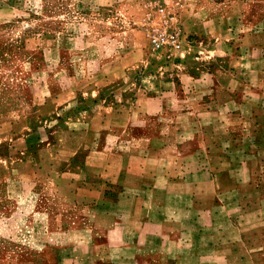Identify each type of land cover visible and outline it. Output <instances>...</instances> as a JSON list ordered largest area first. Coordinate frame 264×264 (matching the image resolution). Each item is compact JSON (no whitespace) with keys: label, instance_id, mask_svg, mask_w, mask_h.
I'll list each match as a JSON object with an SVG mask.
<instances>
[{"label":"crops","instance_id":"obj_1","mask_svg":"<svg viewBox=\"0 0 264 264\" xmlns=\"http://www.w3.org/2000/svg\"><path fill=\"white\" fill-rule=\"evenodd\" d=\"M38 1L0 0V264H264V0H139L175 6L158 60L95 30L6 44Z\"/></svg>","mask_w":264,"mask_h":264},{"label":"rangeland","instance_id":"obj_2","mask_svg":"<svg viewBox=\"0 0 264 264\" xmlns=\"http://www.w3.org/2000/svg\"><path fill=\"white\" fill-rule=\"evenodd\" d=\"M74 2V0H43L41 3L38 1L23 6L21 16L14 22L1 25L2 29L7 31L4 37L6 44H13V41L18 38L15 35L18 34L26 38L28 34L48 33L54 35L61 43L62 39L69 34L78 35L80 32L95 30L103 34L100 41L103 47L129 45L144 50L151 60L170 58L177 53L168 50L153 51L151 46L152 38L160 32H182L172 19L175 15L173 13L175 6L169 2L160 4L156 1L146 5L138 0L134 5L127 3L96 5L90 0L91 3L88 4L73 5ZM262 5L264 7V3ZM181 39L180 51L185 43V38L181 36ZM4 72H0L1 89L9 94L13 91L10 88L12 87L10 76H13L9 75V78H6L7 75Z\"/></svg>","mask_w":264,"mask_h":264},{"label":"built area","instance_id":"obj_3","mask_svg":"<svg viewBox=\"0 0 264 264\" xmlns=\"http://www.w3.org/2000/svg\"><path fill=\"white\" fill-rule=\"evenodd\" d=\"M181 32L173 31V32H160L159 34L155 35L151 40V46L153 51H174L179 52L182 48V39H181Z\"/></svg>","mask_w":264,"mask_h":264}]
</instances>
